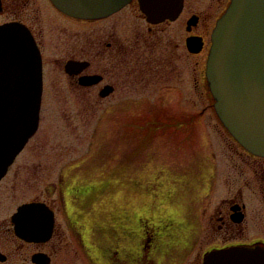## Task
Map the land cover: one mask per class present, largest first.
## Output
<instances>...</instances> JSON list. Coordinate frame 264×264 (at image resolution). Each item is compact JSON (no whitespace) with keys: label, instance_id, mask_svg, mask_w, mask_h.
Masks as SVG:
<instances>
[{"label":"flooded vegetation","instance_id":"1","mask_svg":"<svg viewBox=\"0 0 264 264\" xmlns=\"http://www.w3.org/2000/svg\"><path fill=\"white\" fill-rule=\"evenodd\" d=\"M183 1L177 20L154 24L140 10L138 0L125 12L98 20L66 15L50 0H0V28L14 25L28 31L43 64L38 130L0 180V264H175L178 247L189 251L197 247L198 264H203L205 254L213 250L264 247V157L247 152L234 139L245 153L208 155L199 171H189L191 176L201 174L200 196L195 197L201 207L198 217L191 213L185 217L183 211L181 224L169 210L171 204L181 207L175 194L188 182H180L175 170L146 186L135 179L137 171L123 163L120 169L93 172L76 169V163L68 165L70 169L63 165L54 171L45 169L42 112L50 76L63 74L78 96L97 95L103 100L120 88L169 95L176 88L181 61L209 53L212 31L230 2L223 7L226 0H213L217 9L207 21L188 9L190 0ZM215 15L211 28L209 22ZM182 18L186 19L184 30L177 35L174 24ZM193 38L202 43L199 53L190 50L196 47V40L189 45ZM70 61L88 65L78 75H69L66 65ZM85 76L99 80L82 85L80 78ZM204 83L214 111L206 77ZM106 88L111 89L103 96ZM41 129L39 153L24 155ZM152 182H160L157 189L168 196L164 191L152 194ZM5 183L9 185L4 187ZM189 188L193 183L189 182ZM140 195L139 206L128 207L129 198ZM159 197L163 201L158 203ZM179 229L186 232L181 242Z\"/></svg>","mask_w":264,"mask_h":264},{"label":"rangeland","instance_id":"2","mask_svg":"<svg viewBox=\"0 0 264 264\" xmlns=\"http://www.w3.org/2000/svg\"><path fill=\"white\" fill-rule=\"evenodd\" d=\"M229 1L226 0L223 7ZM127 8L121 11L125 12ZM215 8L217 5L213 0L188 2V9L204 19L209 18ZM216 15L209 22L211 28ZM185 21L182 18L174 24L177 35L182 32ZM207 57L208 51L181 61L176 73V88L164 96H157L150 89L145 92L134 89L124 92L121 88L116 95L105 100L97 95L78 96L68 86L63 74L51 75L42 112L44 151L41 153H44L45 169L54 171L62 165L70 169L68 165L76 163L79 164L76 169L93 172L120 169L123 163L128 169L137 171L138 178L135 179L146 186L150 181L160 180V177L175 170L179 181H187L188 184H182L175 194L181 207L171 204L169 211L178 224L184 220L183 211L185 217H189L190 213L198 217L201 202L195 197L200 196L198 185L201 174L194 172L191 176L189 171H199L201 161L208 155L245 153L219 125V117L210 107L211 101L204 83ZM42 130L30 142L24 155L39 153L36 148L41 145ZM19 163L23 165V162ZM189 182L193 183L192 189ZM8 185L5 183L4 187ZM159 185L160 182H152V194L164 191L157 189ZM164 196H168L166 191ZM140 197H130L128 207L137 208ZM159 201L163 199L159 197ZM100 224L103 227L102 222ZM185 237L186 232L179 229L178 241H183ZM197 249L194 247L189 251L178 247L175 264H198Z\"/></svg>","mask_w":264,"mask_h":264},{"label":"water","instance_id":"3","mask_svg":"<svg viewBox=\"0 0 264 264\" xmlns=\"http://www.w3.org/2000/svg\"><path fill=\"white\" fill-rule=\"evenodd\" d=\"M133 0H51L63 13L85 20L105 18ZM183 0H139L151 23L176 20ZM196 38L189 40L194 42ZM197 42V40H196ZM202 43L190 47L193 53ZM85 62L70 61L79 74ZM207 83L225 128L250 153L264 157V0H232L212 36ZM99 77H82V85ZM42 59L22 27L0 28V179L37 130L43 90ZM111 88H106V96ZM203 264H264V247L235 246L207 253Z\"/></svg>","mask_w":264,"mask_h":264}]
</instances>
